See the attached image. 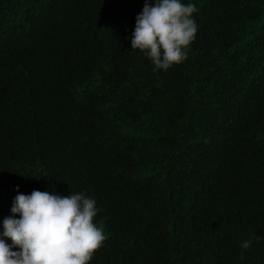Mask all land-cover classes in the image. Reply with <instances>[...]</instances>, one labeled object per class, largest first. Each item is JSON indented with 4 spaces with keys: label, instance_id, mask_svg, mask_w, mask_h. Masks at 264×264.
Listing matches in <instances>:
<instances>
[{
    "label": "trees",
    "instance_id": "1",
    "mask_svg": "<svg viewBox=\"0 0 264 264\" xmlns=\"http://www.w3.org/2000/svg\"><path fill=\"white\" fill-rule=\"evenodd\" d=\"M181 2L197 33L165 71L132 49L145 0H0L7 244L18 194L84 193L89 264H264V0Z\"/></svg>",
    "mask_w": 264,
    "mask_h": 264
},
{
    "label": "clouds",
    "instance_id": "2",
    "mask_svg": "<svg viewBox=\"0 0 264 264\" xmlns=\"http://www.w3.org/2000/svg\"><path fill=\"white\" fill-rule=\"evenodd\" d=\"M196 11L194 4L181 0H154V5L145 0L136 17L132 49L146 54L154 70L182 63L196 37L192 18ZM11 211L20 218L3 221V237L12 244L0 238V264H89L106 239L103 222L94 223L96 200L84 193L64 197L39 190L21 193ZM251 243L245 240L241 247L248 249Z\"/></svg>",
    "mask_w": 264,
    "mask_h": 264
}]
</instances>
